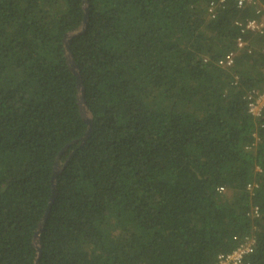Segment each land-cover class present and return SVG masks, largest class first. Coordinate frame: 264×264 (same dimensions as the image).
<instances>
[{
    "label": "trees",
    "instance_id": "obj_1",
    "mask_svg": "<svg viewBox=\"0 0 264 264\" xmlns=\"http://www.w3.org/2000/svg\"><path fill=\"white\" fill-rule=\"evenodd\" d=\"M85 8L82 142L64 38ZM261 17L237 0H0V264H35L57 159L38 264H214L249 235L245 262L264 264V28L237 23Z\"/></svg>",
    "mask_w": 264,
    "mask_h": 264
},
{
    "label": "built area",
    "instance_id": "obj_2",
    "mask_svg": "<svg viewBox=\"0 0 264 264\" xmlns=\"http://www.w3.org/2000/svg\"><path fill=\"white\" fill-rule=\"evenodd\" d=\"M237 3L239 7H242L246 4H250L256 10L257 13H260L262 15L260 19L253 18L248 19L244 23L237 22L239 25L243 26V30H249L251 32H262L264 28V1L237 0ZM215 4L216 3L214 1L210 2L209 13L211 14V16H214ZM243 45L244 42L241 39L238 40V46L242 47ZM233 57L234 52H230L226 54L223 58L218 60L217 64L223 67L230 66L233 63ZM251 98L252 99L249 103V111L252 113V115L258 117L264 108V89L260 94ZM255 187H257V184L255 183L248 184V189L250 190ZM218 190L220 192H223L224 187H220ZM251 214L255 216L259 215L258 207H254ZM255 242L256 240L254 236L249 235L245 237L243 242L239 244V246L232 252L219 254L214 264H250L248 262L246 263L245 260L246 257L252 252Z\"/></svg>",
    "mask_w": 264,
    "mask_h": 264
},
{
    "label": "water",
    "instance_id": "obj_3",
    "mask_svg": "<svg viewBox=\"0 0 264 264\" xmlns=\"http://www.w3.org/2000/svg\"><path fill=\"white\" fill-rule=\"evenodd\" d=\"M86 2H87V0H84V3H86ZM87 16H88V9L85 8V17H84L82 28L80 30L73 31L71 33L66 34L65 38H64V51H65V54H66V57H67V61H68L69 67L74 72V74L77 75V79H78V103H79L80 111H81V114H82L83 118L85 119V121L88 124L87 132L85 133V135L83 137L80 138V140L82 142H84L86 140V138L90 134L91 126H92V117H91V115H90V113H89V111L87 109L86 100H85V93H84V87H83L81 75H80V72H79L77 64L74 62V60L72 58V54H71V50H70V47H69V43H70L71 38L75 34L80 33V32H82L84 30V28L87 25ZM61 167L62 166H61L60 162L57 159L56 164H55V168H54V172H53V175H52V196L50 198L49 208L47 209V211H46V213H45V215L43 217V220H42V222H41V224L39 226V229L37 230V232L35 233V236H34V242H35L36 248H37V257H36L35 264L39 263V259H40V255H41V247H40V242H39L40 241V239H39L40 238V232L43 229V224H44V222L47 219V216H48V213H49V210H50V206L52 205V203H53V201L55 199V196H56V178H57V174L61 170Z\"/></svg>",
    "mask_w": 264,
    "mask_h": 264
}]
</instances>
